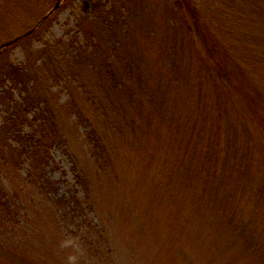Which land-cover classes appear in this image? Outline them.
<instances>
[{
    "label": "rangeland",
    "instance_id": "rangeland-1",
    "mask_svg": "<svg viewBox=\"0 0 264 264\" xmlns=\"http://www.w3.org/2000/svg\"><path fill=\"white\" fill-rule=\"evenodd\" d=\"M58 1L45 23L38 17L51 9L45 0L19 5L36 34L0 53V68L8 57L37 65L47 83L48 57L60 49L82 51L84 61L72 60L78 77L52 81L48 94L65 145L53 149L56 162L47 169L53 192L42 193L27 179L28 163L12 172L0 161V185L18 190L30 214L17 227L3 223L0 246L7 251L0 264H264V120L257 104H245L242 94L241 105L214 82L208 57L172 0ZM199 1L210 22L221 3ZM111 5L120 13L117 25L90 18ZM249 5L240 0L239 8L221 4L220 10L235 24L258 20L255 34L263 37L264 4L252 11ZM8 6L0 7L5 39L19 24ZM100 53L109 55L106 66L91 61ZM109 66L123 74V85L115 84ZM258 88L264 97V84ZM257 90H250L255 98ZM6 116L0 97V122ZM89 130L102 147L90 142ZM75 174L88 190L75 186L83 209L73 214L61 210L58 193L69 194Z\"/></svg>",
    "mask_w": 264,
    "mask_h": 264
},
{
    "label": "trees",
    "instance_id": "trees-1",
    "mask_svg": "<svg viewBox=\"0 0 264 264\" xmlns=\"http://www.w3.org/2000/svg\"><path fill=\"white\" fill-rule=\"evenodd\" d=\"M29 1L31 0H13L12 3H8L7 0H0V7H2V5H10V7L8 6L10 9L9 16L12 12V20L14 23H19L16 28L17 32L7 33L6 39L0 36V53L12 49L22 41L36 34L35 30L27 33L33 26L30 27L26 25L23 20L25 16L22 17L17 13V11L21 10L19 5L22 7L25 5L27 6V4L30 3ZM45 1L51 7L50 10H52L58 2V0ZM239 1L240 0H215L214 5L220 2L226 7L239 8L240 6H237ZM243 1H247L250 4L246 7L251 11L264 4V0ZM172 2L174 12L182 18L187 28H189L188 34L194 41L198 51L201 55L204 54L208 57V61L215 72L212 74L214 82L221 88L233 92L235 99L238 100L239 98L238 103L240 104L241 102L239 101L242 94L245 95V104H257V107H259L260 104L259 108H261V110H258L257 107L256 110L259 111V118L264 120V97L262 93L259 94L261 91L257 90L260 85L264 84V36L259 37L255 34L258 33L255 31L262 27L260 24L261 22L253 20L250 25H242L241 22L236 21L235 24L234 17L231 18L233 20L231 22V19H226V13L221 12L220 7H223L221 4L218 5L219 8H217L218 3L215 7L216 17L211 18L210 22H207L203 15V10L201 11V9H203L201 6L203 3L199 0H172ZM113 6L114 5H111L108 10H101L100 13H90V18L95 20V17H101L102 20L100 22H103L105 25L111 26V23L117 25L119 23L120 13L114 10ZM57 7L54 10H56ZM52 12L43 19V23L53 16ZM46 13L45 11H41L38 17L41 19ZM238 13L239 12L236 13L235 10L232 16ZM212 20L213 23H211ZM0 22L2 23L1 19ZM217 24H223V28L215 29L214 26ZM10 41L12 42L9 43ZM97 50L98 53L99 49ZM84 52L88 53V50L86 49ZM67 54L63 48V50L60 49L56 56L48 57L51 61H48L50 66H53V68L50 69L51 74L49 76L46 75V77L48 76L47 80L48 83L50 82V85L45 80L41 81L42 78L36 71L37 65L29 66L25 62L17 63L14 59L8 57L7 60L5 59L6 62L3 67L0 68V88L5 84L7 86L3 91L4 95L0 96L3 103L6 105L7 112V116L0 122V161L12 172H14V169H23L25 164L28 163L31 170L26 173L28 176L27 179L34 181L41 192H45L46 194H50L53 192V189H55V182L50 180L49 171L47 170L56 162L53 149L57 146H65L63 135L58 130L57 122L54 119L55 108L49 102L50 97L48 94H51L50 88L53 87L52 81L58 79H60V81H67L71 80L70 77L72 76L75 78L78 77L80 72L75 67L76 63H73L72 60L80 64L84 63L81 56L82 51L79 52L78 50V52ZM100 54H102V56L99 55L98 58L92 57L91 61H95L100 65L105 64L106 66L107 62L109 63L110 60L109 55H106V53ZM99 61L100 63H98ZM40 62L39 65L41 66H39V68L43 67V61ZM131 66L130 64L129 67ZM109 71L116 85L121 86L124 84V80L122 81L124 78L123 74L116 72L111 66H109ZM31 72L37 73L36 75L38 77H35ZM127 72L128 76L133 73L130 68ZM256 72L260 73L262 76L258 80L252 77V73ZM8 81L10 83H8ZM62 83L65 86V82ZM30 84H32V88L29 87ZM16 87H18L19 90V97L14 95V88ZM255 88L257 90L255 92L257 98L250 93V90ZM93 94L90 96L95 103H99ZM252 96L253 101L251 102L248 99ZM76 115L79 118V123L89 128L86 122L87 120H85L80 112L77 111ZM122 122L121 120V123ZM121 123H118V125L120 126ZM24 126H27V128H24ZM12 134H14V138ZM89 137L91 140L90 142L95 147H102L95 130H89ZM97 154H99V152H97ZM74 176L75 182L72 188L70 187L68 190L69 194L59 195L58 193L61 210H65L67 207L71 209L70 211L73 214L78 212L79 209H83V207L80 206L81 202L78 200L80 190L75 186L81 185V187L84 188L85 186L83 185L86 183L81 177V174H75ZM10 186L13 185L10 184ZM83 190L88 189L86 187ZM21 200L24 201L19 195L18 190L14 187L12 190L6 191L0 185V228L3 226V223L6 222L11 228L17 227L20 218L21 220H23L24 217L25 219L29 218L30 214L27 213L26 206L21 204ZM61 203H65L66 205L63 206ZM65 215L68 216L69 214L65 213ZM6 251L7 249L0 246L1 253ZM33 264L41 263L34 260Z\"/></svg>",
    "mask_w": 264,
    "mask_h": 264
},
{
    "label": "water",
    "instance_id": "water-1",
    "mask_svg": "<svg viewBox=\"0 0 264 264\" xmlns=\"http://www.w3.org/2000/svg\"><path fill=\"white\" fill-rule=\"evenodd\" d=\"M59 4H60V1L57 2L56 6H55L54 8H52V10H50L47 14L44 15V17L41 18V21H43V19H45V18L48 16V14H50V13H51V12L57 7V6H59ZM41 21H40V22H41ZM40 22H39V23H40ZM35 29H36V27H33V28H32L29 32H27V33H30V32H32V31L35 30ZM19 37H20V36H19ZM16 39H17V38H16ZM12 41H14V40H12ZM12 41H10L9 43H11ZM5 44H8V43H5ZM1 45H2V44H1ZM3 45H4V44H3Z\"/></svg>",
    "mask_w": 264,
    "mask_h": 264
}]
</instances>
